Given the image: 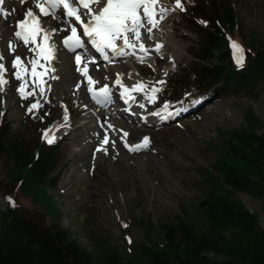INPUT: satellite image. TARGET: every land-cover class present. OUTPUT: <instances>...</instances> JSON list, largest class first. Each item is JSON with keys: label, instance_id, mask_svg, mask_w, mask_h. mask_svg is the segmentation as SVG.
Segmentation results:
<instances>
[{"label": "rangeland", "instance_id": "374dc122", "mask_svg": "<svg viewBox=\"0 0 264 264\" xmlns=\"http://www.w3.org/2000/svg\"><path fill=\"white\" fill-rule=\"evenodd\" d=\"M161 3L169 9L166 18L151 39L146 34L143 38L146 44L163 45L159 53L152 46L156 58L140 62L130 55L127 61L113 64L127 73L132 70L148 86V94L153 86L162 88L155 103L143 104L146 117L160 110L164 103L170 105L171 112L180 110V114L151 125L146 124L139 111L119 116L117 133L111 136L116 143L113 146L111 142L115 139H112L105 146L101 144L106 134L103 121L86 122L81 127V120L93 111L87 96L79 98L72 90L75 88H71L61 100L53 94L41 98L37 95L38 87L28 81L31 84H26L27 92L37 94L25 99L19 96V80L13 76L11 86L0 91V128L6 126L8 134L18 135L20 140L31 144L32 154L40 150L45 154L50 147L55 148L58 165L50 172V180L53 177L56 180L46 181L41 187L55 200L61 213H48V202L34 198L28 186L15 185L13 193L8 191L13 187L10 172L14 161L5 151L0 153V178L4 179L0 187V213L7 209L6 198L10 197L32 221L42 226L59 224L93 254H105L116 248L123 260L135 256L143 262V247L154 246L168 226L187 221L202 230L207 228L200 204L211 193H230L235 201L258 216L264 229V163L254 168L257 187L250 192L231 189L216 169L219 159L226 156L228 135L224 131L248 127L246 117L252 113L261 122L258 133H264V81L254 92L226 95L173 88L174 77L179 78L185 68L196 62L195 53L202 39L199 24L205 26L189 14L203 12L209 17V12H217L220 7L231 8L235 19L233 29L228 30L230 43L234 41L244 50L264 47V0H182L185 11L172 10L175 0ZM204 14L200 15L205 17ZM84 49L91 53L88 44ZM92 57L97 59L93 72H101L108 78L106 83L111 84L113 65L96 54ZM161 79L166 81L164 85L157 84ZM122 99L120 95L112 105L107 108L101 105L98 110L121 107ZM37 101L42 106L29 113L28 108ZM66 126L59 136H52ZM49 129L50 137L54 138L52 144L42 138ZM124 132L128 133L126 138ZM144 137L150 140L147 148L129 151L125 147V139L135 146ZM102 146L106 152L97 151ZM163 242L160 241L161 247ZM210 256L221 260L218 255Z\"/></svg>", "mask_w": 264, "mask_h": 264}, {"label": "trees", "instance_id": "16d2710c", "mask_svg": "<svg viewBox=\"0 0 264 264\" xmlns=\"http://www.w3.org/2000/svg\"><path fill=\"white\" fill-rule=\"evenodd\" d=\"M200 14L204 13L189 14L205 22V26L199 24L202 39L195 53L196 62L185 68L179 78L174 77L173 88L221 95L254 92L264 81V47L246 48L244 66L238 67L228 38V30L234 27V11L220 7L217 12H209L212 19ZM246 120L248 127L224 131L228 135L226 156L216 166L225 184L242 192L257 187L254 168L264 163V133L257 131L261 122L252 113ZM54 149L32 154L31 144L8 134L6 126L0 128V153L7 152L14 161L10 172L13 187L8 191L13 193L15 185L28 186L34 198L48 202V213L59 215L55 200L41 187L46 181L56 180H50V172L58 165ZM3 182L0 178V187ZM8 183L11 187V181ZM200 208L206 229L187 221L168 226L154 246L143 247V262L135 256L123 260L116 248L93 254L59 224L38 225L17 205H8L0 213V264H264V229L256 214L225 191L208 194ZM160 241H164L163 247Z\"/></svg>", "mask_w": 264, "mask_h": 264}, {"label": "snow or ice", "instance_id": "6c2138e0", "mask_svg": "<svg viewBox=\"0 0 264 264\" xmlns=\"http://www.w3.org/2000/svg\"><path fill=\"white\" fill-rule=\"evenodd\" d=\"M29 0H20V3L27 4ZM5 0H0V15L7 18L8 15L14 14L15 8L11 12L5 11L3 5ZM38 10V11H37ZM174 10L185 11L182 0H175ZM169 9L164 7L161 0H31V6L27 8L24 17L17 21L14 31V37L17 41L22 42L23 46L32 45L29 50L35 53V58L30 60L31 70L29 71L24 60L20 55H15V59L11 62V67L16 69L14 75L17 80L24 81L19 88L22 98H27L29 95H35V92H27L25 85L26 76H31L34 87L39 88V94L43 96L45 89V76L49 72H54L55 69L50 65L57 56V40L53 37L62 39L63 47L68 51L76 53L77 49H83L86 41L81 36L88 38L91 46L100 53L105 60H109V54L114 56H135L140 62H144L148 56L149 49L144 43L145 34L149 39L152 38L153 30L159 27V24L166 18ZM54 21L55 23H50ZM205 23V22H201ZM82 28V33L78 32V27ZM70 31V35L59 37V33ZM38 40L40 43H38ZM162 44L155 45V52L159 53ZM9 51L15 53V44L12 42L8 45ZM233 59L238 67H243L245 63V50L236 43L231 42ZM141 53L142 55H138ZM5 59L3 54H0V91H3V85L8 81L5 79L7 69L2 62ZM43 61V63H41ZM75 63L78 71L87 80V91L92 94V99L100 105H106L111 100V89L105 84L96 89L99 81L95 80L90 74L88 64H82V56L75 55ZM88 63H95L94 60ZM42 69V71H38ZM167 75V73H165ZM55 79V76L51 77ZM166 81L161 79L157 84L164 85ZM115 84L122 89L120 95L125 98V103L135 99L132 96L134 92H145L150 103H155L157 93L162 91L160 87H151L150 94L146 91L148 86L143 82H137L131 88L126 87L120 76L117 75ZM42 105L39 101L33 103L28 112L33 113L38 111ZM144 107L143 104L140 105ZM170 105L164 103L158 111L152 112V116L159 117L161 120L171 118L173 115H178L180 110L173 113L169 111ZM65 120L67 117L65 116ZM111 129L113 125L109 124ZM51 129L43 133V139L49 143H54V138L50 137ZM128 136L127 132L123 133V138ZM103 145L110 143L107 134L103 137ZM113 146H114V142ZM150 143L148 137H144L142 142L135 146H130L125 139V147L129 151H140L147 148ZM97 151H105L103 146ZM11 207H16V202L10 197L6 198ZM127 227V225H125ZM129 243L131 240L129 239Z\"/></svg>", "mask_w": 264, "mask_h": 264}, {"label": "bare ground", "instance_id": "6f19581e", "mask_svg": "<svg viewBox=\"0 0 264 264\" xmlns=\"http://www.w3.org/2000/svg\"><path fill=\"white\" fill-rule=\"evenodd\" d=\"M30 6H31V0H29V2L27 4H22V3H20V1H16V0H5V4L3 5L5 11H8V12H11V10L13 8H15L14 14L8 15L7 18H4L2 15H0V54H3L5 56V59L2 62L4 63L6 69L8 70L7 73L5 74V79L8 81V83L2 86L3 89L8 88L9 85L12 83V81H14L13 76H15L14 73H15L16 69L11 67V62L15 59V55L21 56L22 60H24L29 71L31 70V65H30L29 61L35 58V53L33 51L29 50L31 47H34V46L29 45L28 47H25V46H23L22 42L17 41L14 37V31H15V26H16L17 21L24 17L25 11ZM50 23L54 24L55 22L52 21ZM77 27H78V32L82 33V28H79V26H77ZM155 32L157 33L158 30L157 29L153 30L152 34H154ZM70 34H71L70 31L67 33L61 31L59 33V37H66L67 35H70ZM81 38L86 41V44L91 46V43H90V41H88V38L83 37V36H81ZM161 39H164V38H161ZM53 40H57V44H56L57 56H56V59H54L52 61L50 67L54 68L55 71L54 72L50 71L49 74L46 75L44 78L45 79V89H46L45 94L43 96H41L40 94H37V93L36 94L38 96L40 95L41 98L49 97V94H53L57 99L61 100V98H63V96H64V93H66L67 91H70L71 88H75L72 90H74L78 94L79 98H80V96H82V97L87 96L88 97V99H87L88 103L90 104L93 111L91 113H89L88 115H86V117L81 120V125H82L81 127H83L86 122L93 123V122L98 121V120H99V122L103 121V128L105 129L106 134L109 137V140H112V139L114 140L115 138L111 137V136L112 135L114 136L117 133L118 122H117L116 118L119 116H122V115L123 116L131 115L132 111H139L140 113H142L141 115L143 116L144 120H146L145 122L147 125L156 124L158 122L169 120V119L177 116V115H173L171 118L164 119V120H161L159 117H156V116L146 117L143 114L144 109L140 107V104L147 103V102H149V100L147 99V95L144 94L143 92L132 93V96H134L135 99L129 100L127 103H125V98L122 99L121 107H118V108L112 107L113 109L109 108V109H106L105 111L98 110V109H100L101 105L97 104L91 98L92 94L87 91V88H88L87 80L84 76L81 75L80 71H78V69H77V65L75 63V55L80 54L82 56V64L80 67H83V64L87 63L88 69H89V74L95 80L99 81V83L102 82L100 87H102L105 84H107L110 87L111 93H112L111 100H110V102H108L106 104L105 108L112 105V101L116 100L120 97V92L122 91V89L119 88L115 84V80L117 78V75L120 76L123 84L129 88H131L137 82H141L140 79H138L137 75L132 70L129 71V73H127L126 71L122 70L121 68H119L113 64V63H117V62H121V61H127L126 58L129 57L130 55L129 56H114V55L109 54V60H105L104 57L102 55H100V53L96 52V50L93 48L92 53L87 52L88 57H85L86 52L84 51V48L83 49H77L76 53H73V52H70V51H68V49L63 47L62 39H58L57 37L54 36ZM156 40H159V39H156ZM10 42L15 44V53L9 51L8 45ZM38 43H40L39 40H38ZM157 43H159V42L152 43L151 45L148 43L147 44L145 43L146 47H148V49H149V53H148V56L146 57L144 62H147L148 60H154L156 58V55L154 54L155 47L153 49L152 46H155ZM159 44H161V43H159ZM93 54H98L100 56V60H103L104 62L108 63L109 65H113V67L111 68L112 73H113V79H112L111 84L106 83L108 81V78L104 74H102L101 72H95V73L93 72V66H95L94 65L95 63H88V61H90V60H94V61L97 60L96 58L92 57ZM11 55H13L12 59H10ZM138 55H142V54L138 53ZM160 61H163V59H161ZM41 63H43V61H41ZM38 71H42V69H38ZM133 74H135V76ZM52 76H55L56 78L52 79L51 78ZM25 80L27 81V83H28V81L33 82V79L30 75L26 76ZM22 84H24V81L19 80V82L17 83V89L20 88V86ZM14 85H16V83ZM28 87H29V85H28ZM95 87L97 90L100 88L98 86H95ZM25 88H26V85H25ZM38 89H36V90H38ZM19 96H21V95H19ZM171 110L172 109H169V111H171ZM109 124L113 125V128L110 129L113 132L112 134L109 133V131L107 129V128H109L108 127ZM81 127H79V128H81ZM67 128H68V126L63 127L60 130H57V132L52 134V136L54 138H56L57 136L60 135V133L65 131ZM97 128H100L99 123H98ZM102 142H103V140H102ZM102 142H101V144L103 145ZM115 143H116V139L114 141V144ZM98 144H99V142H98Z\"/></svg>", "mask_w": 264, "mask_h": 264}]
</instances>
